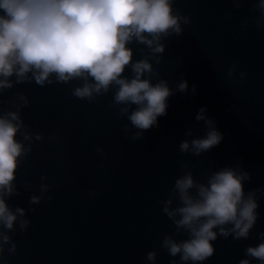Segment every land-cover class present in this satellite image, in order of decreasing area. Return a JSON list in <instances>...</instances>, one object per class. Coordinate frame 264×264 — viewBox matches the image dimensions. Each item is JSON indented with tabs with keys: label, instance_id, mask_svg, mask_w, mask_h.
Returning <instances> with one entry per match:
<instances>
[{
	"label": "water",
	"instance_id": "obj_1",
	"mask_svg": "<svg viewBox=\"0 0 264 264\" xmlns=\"http://www.w3.org/2000/svg\"><path fill=\"white\" fill-rule=\"evenodd\" d=\"M174 9L190 15L191 23L183 26L182 35L163 41L161 63L153 65L175 94L168 98L167 115L158 117V125L139 140L126 134L130 121L108 107L111 91L90 103L72 95L78 81L44 87L33 82L0 95L4 111L15 110L10 101L19 93L26 95L24 123L43 136L32 141V152L16 171L19 194L7 198L10 206L28 210L30 221L27 230L17 226L9 233L17 249L9 254L5 246L2 259L7 264H153L146 259L149 251L157 252L154 264L173 259L181 264L161 247L165 235L187 238L176 235L162 212L176 178L191 170L204 182L213 171L239 167L251 175L244 183L246 193L264 189V29L257 30L251 21L241 27L244 19L258 15L254 0H243L240 7L233 0H175ZM129 46L134 60L141 59L144 45ZM233 63L235 74L229 78ZM241 71L247 73L243 80ZM124 75L131 77V70ZM182 80L188 83L187 92L176 91ZM202 107L223 139L199 156L181 153L183 140L206 136L205 122L196 120ZM188 130L192 135H186ZM42 176H47L48 193L32 205L31 195L41 194ZM257 198L259 216L249 237H218L214 255L197 264H239L247 258L245 249L257 245L264 232V192Z\"/></svg>",
	"mask_w": 264,
	"mask_h": 264
},
{
	"label": "clouds",
	"instance_id": "obj_2",
	"mask_svg": "<svg viewBox=\"0 0 264 264\" xmlns=\"http://www.w3.org/2000/svg\"><path fill=\"white\" fill-rule=\"evenodd\" d=\"M175 0H0V95L15 85L35 83L46 85L79 83L72 95L96 102L112 92L108 107L117 110L118 117L130 121L126 134L133 141L158 125V117L167 115L168 98L174 95L166 80L153 65L160 64L166 50L163 42L171 36L183 34L191 16L174 9ZM243 0H233L240 7ZM254 15L242 21L247 28L250 21L257 30L264 29V0H254ZM133 42L144 45L141 59L134 60ZM126 69L131 77L125 76ZM236 64L228 69V77L235 74ZM247 73L241 71V80ZM153 78L156 83H153ZM176 91L187 92L188 83L182 80ZM191 91L195 93L196 86ZM15 110L0 109V262L5 246L14 254L17 244L10 232L25 231L30 221L21 206H10L7 198L18 195L16 171L22 159L32 152V141L42 140L41 133L28 130L21 110L29 105L26 95L19 93ZM135 105V108L133 106ZM234 107V106H232ZM201 108L196 120L207 126L206 136L183 140L181 153L199 156L222 139L215 121L206 117ZM137 129V131H132ZM18 135L22 139H18ZM186 135H192L191 130ZM97 151L104 154V149ZM182 168H188L187 163ZM47 176L41 177L40 195L32 194L29 203L40 204L48 193ZM251 179L249 172L239 167H225L211 172L204 182L194 178L191 170L176 178L162 212L172 221L176 235L185 233L186 239L177 240L165 235L161 247L181 264H197L215 253L218 237L233 240L247 239L255 227L259 213L258 193H247L244 183ZM49 200L52 199L48 195ZM175 202V206L174 205ZM35 211V209H31ZM260 242L245 249L239 264H250L248 257L264 264V232ZM146 259L154 262L156 251H149ZM170 264H178L173 259Z\"/></svg>",
	"mask_w": 264,
	"mask_h": 264
}]
</instances>
